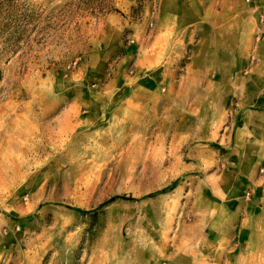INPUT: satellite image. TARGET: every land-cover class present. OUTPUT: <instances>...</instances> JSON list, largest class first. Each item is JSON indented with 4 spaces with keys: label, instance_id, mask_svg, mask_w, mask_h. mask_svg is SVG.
Returning a JSON list of instances; mask_svg holds the SVG:
<instances>
[{
    "label": "rangeland",
    "instance_id": "374dc122",
    "mask_svg": "<svg viewBox=\"0 0 264 264\" xmlns=\"http://www.w3.org/2000/svg\"><path fill=\"white\" fill-rule=\"evenodd\" d=\"M160 1L0 0V264H264L260 0L237 1V64L224 31L175 20L189 42L148 66Z\"/></svg>",
    "mask_w": 264,
    "mask_h": 264
},
{
    "label": "crops",
    "instance_id": "0c3cea01",
    "mask_svg": "<svg viewBox=\"0 0 264 264\" xmlns=\"http://www.w3.org/2000/svg\"><path fill=\"white\" fill-rule=\"evenodd\" d=\"M232 1L234 2V4L230 9L226 10L224 8L216 11L217 13L211 12L210 8H205V5H202L203 3H205V0H176L175 4H167L166 1L164 0L160 1L159 4L160 10L157 13L152 14V16L154 17V27L150 30L145 29V26H142L140 28L139 39L141 46H140L139 56L142 57L144 53V56L148 58V61L152 59V56L156 58L157 51L160 47L161 42L167 38H169V44H170V47L167 48L169 51L171 50L177 51L176 54H178V52L181 49H184L190 39L184 35L179 36L178 33L176 37H173L174 31H172V28H170L171 26H168L169 22L172 23L176 20V22L180 23L182 26L187 24L188 26L189 25L192 26L193 29H198V30L200 29V23L206 28L211 26L212 32L214 34L216 33L220 34L222 31H224L225 36L223 37L224 40L222 42L223 44H225L226 47L222 46L220 43H217L218 44L217 49L214 47L213 48L216 49L218 53H220L221 50H228V52L233 54L235 59V64H237V62L241 60V57L243 56L242 42H241L243 11L241 9L239 10L237 5V1H241V0H232ZM200 6H202L201 13L199 12L198 9V7L200 8ZM258 9H260L259 12L262 11L264 13V0H260V5L258 2ZM184 11H186L187 13H185ZM212 13L214 16L222 17L221 19L226 18V21L219 20V21H215L214 23L211 22L210 17ZM249 13H254V12L249 11ZM146 14L147 13H144V15ZM262 20L263 21L260 23V28L261 31L264 32V16L262 17ZM108 26L109 27L105 32V35L107 34V43L109 44L110 48L115 49L122 43V29H120V27L116 25H108ZM109 34H111L112 36L110 37ZM169 34L172 35L171 38H170L171 35ZM226 44H228V46ZM263 45L264 42H261V44L259 45V49H261ZM169 58L167 60L161 61L160 63L158 61H153L154 63H152V61L150 62L146 61V62H148V66L159 64L161 67H165L172 62L171 59L173 58V56H169ZM234 59L231 61L233 62V64H234ZM225 60H226L225 57H218L217 59H209V61L204 64H206V66H210V65L226 66ZM163 69L164 68L162 69L160 68L159 70L156 69L153 72L154 75L152 76L151 80L154 79L156 80V78L157 79L160 78V80H162ZM159 73H161V77L159 76ZM250 161H248V164ZM246 199L249 200L250 195L246 196Z\"/></svg>",
    "mask_w": 264,
    "mask_h": 264
},
{
    "label": "trees",
    "instance_id": "16d2710c",
    "mask_svg": "<svg viewBox=\"0 0 264 264\" xmlns=\"http://www.w3.org/2000/svg\"><path fill=\"white\" fill-rule=\"evenodd\" d=\"M2 79H3V75H2V72H1V70H0V84H1ZM116 198H119V197L111 196V197H109L108 199H106V200L103 202V204L110 203V202L114 201ZM120 198H121V199H126V200H134L133 197H123V196H121ZM76 210L79 211V212H87L86 210H82V209H79V208H77Z\"/></svg>",
    "mask_w": 264,
    "mask_h": 264
},
{
    "label": "built area",
    "instance_id": "2783aa9c",
    "mask_svg": "<svg viewBox=\"0 0 264 264\" xmlns=\"http://www.w3.org/2000/svg\"><path fill=\"white\" fill-rule=\"evenodd\" d=\"M75 65H77V62H76V61H73L72 64H68V65H66V68H67V69H72V68H74ZM247 196H249V193L247 194Z\"/></svg>",
    "mask_w": 264,
    "mask_h": 264
}]
</instances>
